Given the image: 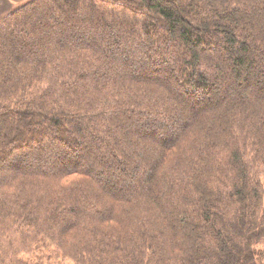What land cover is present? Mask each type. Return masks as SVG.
<instances>
[{
	"label": "trees",
	"instance_id": "16d2710c",
	"mask_svg": "<svg viewBox=\"0 0 264 264\" xmlns=\"http://www.w3.org/2000/svg\"><path fill=\"white\" fill-rule=\"evenodd\" d=\"M264 0H24L0 18V264H256Z\"/></svg>",
	"mask_w": 264,
	"mask_h": 264
},
{
	"label": "rangeland",
	"instance_id": "374dc122",
	"mask_svg": "<svg viewBox=\"0 0 264 264\" xmlns=\"http://www.w3.org/2000/svg\"><path fill=\"white\" fill-rule=\"evenodd\" d=\"M3 1V6L6 8V10L4 11L3 15L10 11L13 7L17 6L18 4H20L21 2H23L24 0H2ZM2 15V16H3ZM1 16V17H2ZM262 187L264 190V178L262 180ZM40 256L38 258L36 257H24L23 260L32 263V264H36L39 263L38 261H40ZM255 262L256 264H264V248H256L255 250ZM42 263L43 264H59L60 262L58 260H55L54 258H51L50 261H47L46 259H42ZM62 264H70L67 262H63Z\"/></svg>",
	"mask_w": 264,
	"mask_h": 264
},
{
	"label": "flooded vegetation",
	"instance_id": "af4514ba",
	"mask_svg": "<svg viewBox=\"0 0 264 264\" xmlns=\"http://www.w3.org/2000/svg\"><path fill=\"white\" fill-rule=\"evenodd\" d=\"M5 10H6V8L3 6V1L0 0V18L3 15Z\"/></svg>",
	"mask_w": 264,
	"mask_h": 264
}]
</instances>
